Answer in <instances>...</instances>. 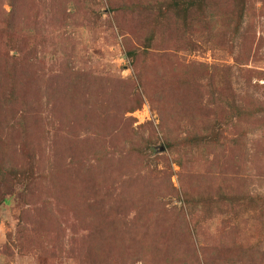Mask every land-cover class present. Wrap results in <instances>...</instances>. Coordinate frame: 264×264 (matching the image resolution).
I'll use <instances>...</instances> for the list:
<instances>
[{
    "label": "rangeland",
    "instance_id": "rangeland-1",
    "mask_svg": "<svg viewBox=\"0 0 264 264\" xmlns=\"http://www.w3.org/2000/svg\"><path fill=\"white\" fill-rule=\"evenodd\" d=\"M10 1L35 3L13 32ZM39 1L0 0V58L57 87L26 114L0 85V264H179L175 236L189 264H264V0L175 32L171 0ZM219 97L257 114L227 127Z\"/></svg>",
    "mask_w": 264,
    "mask_h": 264
},
{
    "label": "trees",
    "instance_id": "trees-1",
    "mask_svg": "<svg viewBox=\"0 0 264 264\" xmlns=\"http://www.w3.org/2000/svg\"><path fill=\"white\" fill-rule=\"evenodd\" d=\"M69 1L71 0H51V3L49 4L48 8H49V12L51 11V7L54 5V3H57V5L55 6L56 9V14L57 12L60 14L61 11H64L66 9L67 4L69 3ZM11 3H9L10 6V10L9 11H5L7 13V22L9 24V28H11L12 32H13V28H12V23H11V19H16V18H21L23 17L26 12H30L31 8L33 7V5L35 3L26 4V7L21 6V11H18V8H16V11L13 8V2L10 1ZM40 1L38 0V3ZM223 2H225V0H205L204 2H202L201 0H171L167 9L173 14L170 15V19L169 20V30L170 32H175V31H171L174 30L173 28L175 26H177L179 24V22L182 23H186L187 19H181L182 16H187L188 18H190L191 20L188 22V27L192 26V27H196L201 19L199 18L200 16L205 17L206 19H211L214 18L215 16H218L220 18V14H219V9H221L222 13H223ZM54 8V7H53ZM220 11V12H221ZM202 12V13H201ZM181 13V15H180ZM48 14V13H47ZM231 15V13H230ZM211 16V17H210ZM225 16V19H227V16L225 14H223V17ZM32 16L30 15H26V19L30 18ZM242 15L238 17V19H241ZM185 18V17H184ZM8 34V31L6 32ZM126 41V38L124 39ZM146 49H143V57H142V61L146 58ZM125 54L126 56L131 60L132 62V66L134 67V70H136V76L137 78H141L142 76V72L144 70V67H140V70L138 69L136 63H135V59L134 57H137V54L130 49L125 50ZM27 61V60H26ZM140 61V62H142ZM38 63V61H37ZM16 64H22V66L20 68H14L16 66ZM35 63L33 66V70L31 68V65H27L25 61H13L12 58L7 57L5 59L0 58V85H3V82L7 81L8 82V92L11 95V101L12 102H16L18 103V100H21V102H25L26 104V114H30L31 111V106L33 104H36V101H38V98L36 97L38 95V91L37 88L39 86H43L45 85L47 88H49L52 92H57V87L55 83H46V80L43 78L42 75H38L36 76L34 74L35 71ZM150 68H152V66L150 65ZM37 69V68H36ZM158 69V68H157ZM69 71H64V73L61 71L59 73V80L60 79H64L63 82H65V76L64 75H72L75 73V71L72 68H68ZM74 72H71V71ZM140 71V72H139ZM161 72L159 71L158 74H160ZM36 76V77H34ZM51 80V78H49ZM54 81L57 82V78L54 79ZM53 84V85H52ZM165 95V91L162 92L160 95L158 96H162ZM215 101V105L217 106V108L219 110H222L225 107H229V111L230 114L227 115V117L225 118V123L224 125H226L227 127H229V125H237V124H243L244 119L245 122H247L248 118H254L256 116V112L252 111L251 105L250 104H246L245 106H241L234 104V102H232V100H230L229 98H224V97H219L214 99ZM134 106L136 105H140L141 104V99H135L133 101ZM23 105V104H22ZM133 108V107H131ZM159 115H162V111L159 112ZM234 118V119H233ZM237 118V119H236ZM244 118V119H243ZM21 119V117H20ZM234 120V121H232ZM226 129L227 128H223V130L221 129L220 131H215V138L217 142L219 141L220 138H222L221 132L224 131V133H226ZM116 135L117 137L120 136V133L118 132L117 129H115ZM165 134H163L164 139L166 141V143H164V146L169 147V142H168V137H166V132L164 131ZM226 135V134H225ZM227 136V135H226ZM181 164V163H180ZM129 178V177H128ZM226 183V179L222 178L219 181V185H220V190L223 192V188H224V184ZM228 183L229 180H228ZM144 187L143 188H148V184L146 182H143ZM161 188L164 189H169L168 187H166V183L163 182L159 185ZM231 186H233V184H231ZM185 220L186 218L184 216L181 217V219H179L180 224H179V233L183 234L184 230H185ZM187 222V221H186ZM175 240V247H170V251L172 253H174V260L175 262L179 263V264H189L186 263L184 260L188 259V255L185 254V249L181 246L178 245L180 243V240L178 241V236L174 237ZM173 240V241H174ZM173 243V242H172ZM177 246H179L177 248ZM194 255V254H193ZM193 259L191 260L190 264H193ZM200 264V263H199Z\"/></svg>",
    "mask_w": 264,
    "mask_h": 264
}]
</instances>
